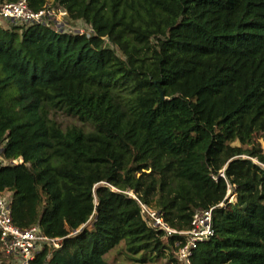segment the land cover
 <instances>
[{"label":"trees","instance_id":"1","mask_svg":"<svg viewBox=\"0 0 264 264\" xmlns=\"http://www.w3.org/2000/svg\"><path fill=\"white\" fill-rule=\"evenodd\" d=\"M27 2L90 30L0 25V149L21 160L0 195L17 227L63 239L32 264H111L121 246L179 264L184 238L141 204L178 231L215 208L192 264H264V0Z\"/></svg>","mask_w":264,"mask_h":264},{"label":"built area","instance_id":"2","mask_svg":"<svg viewBox=\"0 0 264 264\" xmlns=\"http://www.w3.org/2000/svg\"><path fill=\"white\" fill-rule=\"evenodd\" d=\"M64 17V20L61 18ZM65 11L46 6L40 11H34L27 0L7 2L0 0V25L6 27H52L62 33L84 35L82 28H70ZM77 25H83L77 23ZM82 29V30H81ZM21 160L8 161L3 157L0 149V169L7 166H16ZM135 197V196H134ZM222 206V205H220ZM142 212L147 216L150 226L163 231L166 237H183L184 241L176 243V258L179 264H192V258L198 247L211 241L215 236L213 214L215 208L201 210L193 216L188 231L172 229L164 220L163 215L141 204ZM63 239H50L38 226L21 229L14 224L11 196L0 195V251L7 257L13 258L16 264H32L47 248L58 249L62 246Z\"/></svg>","mask_w":264,"mask_h":264},{"label":"rangeland","instance_id":"3","mask_svg":"<svg viewBox=\"0 0 264 264\" xmlns=\"http://www.w3.org/2000/svg\"><path fill=\"white\" fill-rule=\"evenodd\" d=\"M49 5H51V2L49 3ZM62 20L66 21L64 19V17L61 18ZM70 28L76 29V28H82L85 32H90L89 29H86V27L84 25H75V24H71L69 25ZM81 29V30H82ZM52 117L63 127L66 128L69 125H73V124H77L79 126H82L83 123H81L80 121H78L77 119H73L70 118L68 116H66L65 114H63L61 111L58 112H54L52 114ZM85 128L88 130L90 127L89 126H85ZM257 142L260 144L263 153H264V139H257ZM4 196H8L10 197L11 194L10 193H4ZM229 197V202L233 203L236 202L237 200V196L236 195H231V193L228 194ZM123 246L115 249L112 253H110L106 259L109 263L111 264H133L131 262V260L128 259V256L125 254L124 250H123ZM2 261H6V264H16L15 259L11 258L9 259V257H7L3 252L0 251V264L2 263ZM147 264H169V258H163L160 260H157L155 262H148Z\"/></svg>","mask_w":264,"mask_h":264}]
</instances>
